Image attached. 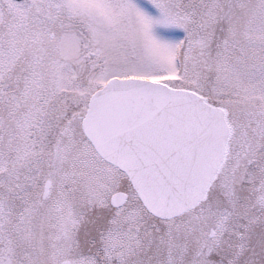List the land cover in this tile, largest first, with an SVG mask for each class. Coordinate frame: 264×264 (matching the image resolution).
<instances>
[{"label": "snow or ice", "instance_id": "6c2138e0", "mask_svg": "<svg viewBox=\"0 0 264 264\" xmlns=\"http://www.w3.org/2000/svg\"><path fill=\"white\" fill-rule=\"evenodd\" d=\"M0 264H264V0H0Z\"/></svg>", "mask_w": 264, "mask_h": 264}]
</instances>
